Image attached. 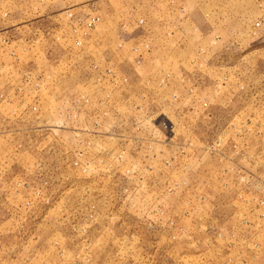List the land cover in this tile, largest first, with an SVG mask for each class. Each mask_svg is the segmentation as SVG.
Wrapping results in <instances>:
<instances>
[{"label":"rangeland","instance_id":"rangeland-1","mask_svg":"<svg viewBox=\"0 0 264 264\" xmlns=\"http://www.w3.org/2000/svg\"><path fill=\"white\" fill-rule=\"evenodd\" d=\"M183 1L0 0V264H264V0Z\"/></svg>","mask_w":264,"mask_h":264},{"label":"crops","instance_id":"crops-1","mask_svg":"<svg viewBox=\"0 0 264 264\" xmlns=\"http://www.w3.org/2000/svg\"><path fill=\"white\" fill-rule=\"evenodd\" d=\"M57 1L58 0H54V1L51 0V2H48V0H47V3H45V5H43L42 9H43V11H45V15H44L45 17H43V20H50V19L53 21L57 20V15L59 14V12L55 11V8L57 7L56 6ZM193 1L194 0H184L183 1V7L181 8V11H183V14H184L182 21L185 24V26H184L185 28H183L182 30L177 29V28L174 29V33H175L174 35H177V40H176L175 44L177 46H181L182 43L183 44H189V42H191L192 45L198 47V46H202L203 44L202 43L195 44L194 41L196 39L199 38V40L204 42L207 39L211 38L209 40L210 43L213 41L216 45L217 41H221L222 35L217 33L218 31L221 30V27L217 26V25H214L213 27H204V26H201L200 24H198L196 22V20L193 18L194 11H193V8H191V5L194 3ZM216 1L218 4L216 3L215 13H217V14H219V13L221 14V10L224 7H227L228 9H230L231 14H239V15L245 14L249 9V4L243 7L239 4V2L237 0L236 1L235 0H216ZM64 6H65V4H64ZM206 15L209 16L210 13H206ZM120 29H121V27L119 26V30ZM168 35H170V34L168 33ZM119 40H120L118 42L119 47H121V48H123V46L128 47V42L122 41L123 39H121V38H119ZM134 47L135 46H132V53H135L138 58H140V57L145 58L144 53L142 51V48H144V47L141 48V55L142 56L137 54L138 52H134V50H133ZM124 52H125V54H128L126 50ZM125 54L122 53V49H119L118 56L121 57V56H124Z\"/></svg>","mask_w":264,"mask_h":264},{"label":"built area","instance_id":"built-area-1","mask_svg":"<svg viewBox=\"0 0 264 264\" xmlns=\"http://www.w3.org/2000/svg\"><path fill=\"white\" fill-rule=\"evenodd\" d=\"M34 5L32 6L35 13H42V18L45 17V11H43L40 5H45L47 0H32ZM65 14V24L59 26V30H61V36H57L59 39L61 37L62 41H73V43L77 45H81L83 43V38L88 35L89 30L94 29L100 22L101 18L97 15L90 14L84 20L77 16V12L74 11L73 7H68L63 9ZM4 15H9L10 11L4 9ZM143 19H140V23H143ZM259 25V23H257ZM68 31L69 36H63L62 33ZM45 36V35H43ZM22 42L28 41V39H22ZM29 42V41H28ZM145 50H149L150 46L148 44L144 47ZM135 52H138L141 55V47L135 46L133 48ZM112 71V70H111ZM126 81V78H125Z\"/></svg>","mask_w":264,"mask_h":264}]
</instances>
